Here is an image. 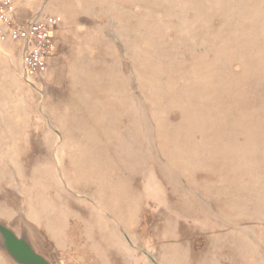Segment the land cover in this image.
<instances>
[{
	"label": "rangeland",
	"instance_id": "obj_1",
	"mask_svg": "<svg viewBox=\"0 0 264 264\" xmlns=\"http://www.w3.org/2000/svg\"><path fill=\"white\" fill-rule=\"evenodd\" d=\"M14 5L59 22L38 78L0 44V222L51 264H264V0Z\"/></svg>",
	"mask_w": 264,
	"mask_h": 264
},
{
	"label": "built area",
	"instance_id": "obj_2",
	"mask_svg": "<svg viewBox=\"0 0 264 264\" xmlns=\"http://www.w3.org/2000/svg\"><path fill=\"white\" fill-rule=\"evenodd\" d=\"M14 0H0V44H19L22 65L30 77L45 74L55 50L53 34L57 17L45 19H15Z\"/></svg>",
	"mask_w": 264,
	"mask_h": 264
},
{
	"label": "water",
	"instance_id": "obj_3",
	"mask_svg": "<svg viewBox=\"0 0 264 264\" xmlns=\"http://www.w3.org/2000/svg\"><path fill=\"white\" fill-rule=\"evenodd\" d=\"M0 251L14 264H51L38 253L24 232H15L0 222Z\"/></svg>",
	"mask_w": 264,
	"mask_h": 264
},
{
	"label": "crops",
	"instance_id": "obj_4",
	"mask_svg": "<svg viewBox=\"0 0 264 264\" xmlns=\"http://www.w3.org/2000/svg\"><path fill=\"white\" fill-rule=\"evenodd\" d=\"M15 9H16V7H15ZM14 17H15V19H17L18 21H25L26 19H23L22 17H20L18 14H17V10H16V12H15V14H14ZM18 45V47H20V45L19 44H17Z\"/></svg>",
	"mask_w": 264,
	"mask_h": 264
},
{
	"label": "bare ground",
	"instance_id": "obj_5",
	"mask_svg": "<svg viewBox=\"0 0 264 264\" xmlns=\"http://www.w3.org/2000/svg\"><path fill=\"white\" fill-rule=\"evenodd\" d=\"M255 132V131H254ZM256 133V132H255ZM253 136V135H252ZM260 136V135H259ZM259 136H258V138H259ZM253 138V137H252ZM259 141V140H258ZM257 147V146H256Z\"/></svg>",
	"mask_w": 264,
	"mask_h": 264
}]
</instances>
